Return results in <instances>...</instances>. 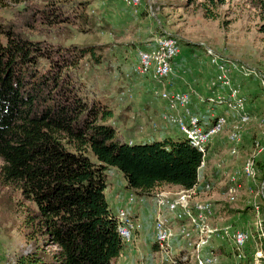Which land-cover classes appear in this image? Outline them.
<instances>
[{
  "label": "rangeland",
  "instance_id": "rangeland-1",
  "mask_svg": "<svg viewBox=\"0 0 264 264\" xmlns=\"http://www.w3.org/2000/svg\"><path fill=\"white\" fill-rule=\"evenodd\" d=\"M254 1L138 0L132 5L124 0H0L2 29L46 47L92 48L93 55L84 56L72 74L88 98L96 97L109 106L112 116L107 122L117 128L122 139L139 143L158 138L146 134L157 131L150 128V123L163 120L169 111L166 102L155 94L159 92L186 93L190 113L199 120H227L217 136L218 148L207 150L200 167L206 172L202 176L210 180L206 197L215 211L214 223L246 230L249 239L239 248L238 256L230 257L216 250L218 245L211 242L208 250L216 258L215 264H264L261 232H253L259 228V220L264 221V187L259 182V167L254 178L240 175L236 183L228 181L229 173L239 168L252 150V141L261 140L260 130L264 127V33H260L262 22ZM50 8L53 11L48 12ZM158 39L173 40L178 53L170 61L168 76L154 80L151 68L143 74L134 69L138 66V53L151 51ZM175 62L181 65L178 76L183 74L185 83L198 88L202 95L188 89L165 88L164 81L172 74ZM231 65L241 66L243 71L233 70ZM222 72L230 87L243 98L248 120L242 126L234 155L228 153L229 144L224 137L238 116L227 110L224 101L219 102L221 96H227V90L221 85L209 86L210 80ZM160 108L162 112L155 114L154 110ZM126 127L133 137L122 130ZM171 127V138L183 136L175 126ZM255 162L263 167L264 153L257 155ZM106 174L104 194L108 208L116 213L118 208L125 209L130 204L127 198L133 193H126L124 179L116 168L109 167ZM202 180L203 177L199 179ZM150 196L143 197L146 200ZM252 204L257 206V212ZM27 209H35L33 203L22 199L14 187L0 183V264H14L18 255L34 245L45 252L54 249L41 236L33 239L23 222ZM146 224L145 232L123 245L114 259L116 264L155 262V252L148 256L152 239L148 235L149 220ZM193 260L190 256L178 264H195Z\"/></svg>",
  "mask_w": 264,
  "mask_h": 264
},
{
  "label": "trees",
  "instance_id": "trees-1",
  "mask_svg": "<svg viewBox=\"0 0 264 264\" xmlns=\"http://www.w3.org/2000/svg\"><path fill=\"white\" fill-rule=\"evenodd\" d=\"M254 4L264 33V0ZM0 37V183L33 203L23 222L33 239L41 236L54 248L45 252L34 245L14 264H116L123 244L104 194L107 169L121 173L125 191L148 196L163 185L191 188L201 153L183 136L122 139L107 122L109 106L88 98L72 74L84 56L93 55L91 47H46L1 26ZM256 156L254 176L259 167L264 187ZM202 181L210 182L206 176ZM263 224L259 220L253 232H261L264 243ZM210 241L227 257L239 255L241 246Z\"/></svg>",
  "mask_w": 264,
  "mask_h": 264
},
{
  "label": "built area",
  "instance_id": "built-area-1",
  "mask_svg": "<svg viewBox=\"0 0 264 264\" xmlns=\"http://www.w3.org/2000/svg\"><path fill=\"white\" fill-rule=\"evenodd\" d=\"M128 4L135 5L138 0H124ZM153 49L149 52L138 53V66L134 69L137 74H143L150 68L154 80L165 78L170 73V61L178 53V48L171 39H158L154 41ZM233 70H242V67L231 65ZM222 68H219L221 70ZM221 85L227 90V96H221L220 101L226 103L227 110L238 116L239 120H233L225 134L228 142V153L234 155L237 152V145L240 142L242 126L248 121L244 113V100L235 89L230 87L228 78L224 72L215 75L210 80L209 86ZM157 94L165 101L169 109L168 113L162 116L163 120H153L150 123L152 130L158 129L160 122L175 126L183 134L189 145L197 149L202 159L207 152V144L210 140L219 135L227 120L224 117H214V120H199L190 113L189 97L186 93ZM222 103V102H221ZM264 140V127L260 130ZM130 143V140L128 141ZM264 150L263 144L254 141L252 150L246 155L242 165L233 169L228 175L230 183H236L240 175L252 178L254 176L253 159ZM202 161L200 166L202 165ZM197 182L188 189L174 185H167L165 188L156 189L151 194V237L153 253L157 258L153 264H178L188 257L193 258L195 264H215L216 258L210 249L211 239L223 240L235 247L242 246L248 240V232L243 229L220 227L215 220V211L211 201L206 197L207 191L211 188L208 182ZM237 185V184H235ZM264 198V196L262 195ZM127 200L135 206L144 205L143 196L129 194ZM257 212V206L252 204ZM116 222V231L123 245L132 241L133 235L141 228L142 217L138 212L131 214L128 209L118 208L112 213ZM259 226V222L258 225ZM209 247V248H208ZM193 256V257H192Z\"/></svg>",
  "mask_w": 264,
  "mask_h": 264
},
{
  "label": "crops",
  "instance_id": "crops-1",
  "mask_svg": "<svg viewBox=\"0 0 264 264\" xmlns=\"http://www.w3.org/2000/svg\"><path fill=\"white\" fill-rule=\"evenodd\" d=\"M180 67H181L180 63L178 64V63L175 62V64L173 65L172 74L164 81L165 88L168 89V90H171V91H188L189 90V91H193L197 95L198 94L202 95V93H200V91H199L198 88H194L192 86L190 87L189 85H187L185 83V77H183L184 76L183 74L180 75V77L178 76V72H180L179 70H181V69H179ZM162 110H163V108L156 109V110H154V113L155 114H157V113L159 114L160 112H162ZM171 126L172 125H169L167 123L160 122L157 131H154L152 133H148L146 135L149 136V135L154 134V136H156L158 138H161V137H164V136H169V132H170V130L172 128ZM128 129H129V127H126L125 129H122V130L123 131H126ZM126 132H127V134L130 133L129 135L131 137H133L132 131L131 132L126 131ZM213 140H215V141L210 142L209 149H208L211 152H212V150H216L218 148V144H219L218 141H216V140H218L217 137H215ZM213 170H214V168H213ZM202 174H206V172L204 170L202 171V167H199V170H198V177H199V179L202 178V177H205V176H202ZM126 193H127V191H126ZM150 203H151V199H146L144 205L135 206V205H131V204H126V207L125 208L128 209V211L131 214L138 212L140 214V216L142 217V225H141V228L134 233L133 242H134V238L135 237H137L143 231L145 232V227L147 226L146 222L148 220H149L148 235L152 239V237H151V222H150V218L151 217L149 215L150 212H151V207L149 205ZM151 246H153L152 243H151ZM152 249L150 247V249L148 251V256H150V252L153 251Z\"/></svg>",
  "mask_w": 264,
  "mask_h": 264
},
{
  "label": "bare ground",
  "instance_id": "bare-ground-1",
  "mask_svg": "<svg viewBox=\"0 0 264 264\" xmlns=\"http://www.w3.org/2000/svg\"><path fill=\"white\" fill-rule=\"evenodd\" d=\"M145 53V52H144Z\"/></svg>",
  "mask_w": 264,
  "mask_h": 264
}]
</instances>
